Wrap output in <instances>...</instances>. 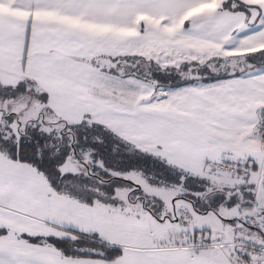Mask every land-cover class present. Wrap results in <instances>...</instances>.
<instances>
[{"label":"snow or ice","instance_id":"snow-or-ice-1","mask_svg":"<svg viewBox=\"0 0 264 264\" xmlns=\"http://www.w3.org/2000/svg\"><path fill=\"white\" fill-rule=\"evenodd\" d=\"M0 264H264V0H0Z\"/></svg>","mask_w":264,"mask_h":264}]
</instances>
